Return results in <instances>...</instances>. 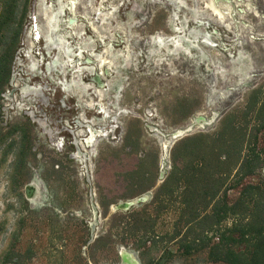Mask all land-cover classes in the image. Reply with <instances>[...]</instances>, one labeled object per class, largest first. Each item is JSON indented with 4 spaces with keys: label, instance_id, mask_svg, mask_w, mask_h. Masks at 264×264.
<instances>
[{
    "label": "rangeland",
    "instance_id": "1",
    "mask_svg": "<svg viewBox=\"0 0 264 264\" xmlns=\"http://www.w3.org/2000/svg\"><path fill=\"white\" fill-rule=\"evenodd\" d=\"M3 4L0 51L21 25L0 93V264H211L170 242L183 201L203 199L181 171L232 187L254 148L242 185L264 181L248 107L264 93V0Z\"/></svg>",
    "mask_w": 264,
    "mask_h": 264
},
{
    "label": "trees",
    "instance_id": "2",
    "mask_svg": "<svg viewBox=\"0 0 264 264\" xmlns=\"http://www.w3.org/2000/svg\"><path fill=\"white\" fill-rule=\"evenodd\" d=\"M25 8L23 10L24 14ZM2 25L6 30L15 23L13 11L6 4L0 12ZM20 21L17 23L13 40L9 47L0 51V93L10 76V65L14 46L18 41ZM248 100V107L254 111V119L259 127L264 126V93H252ZM240 143V142H239ZM239 149L235 150L232 147ZM229 155L239 152L241 145L238 141L232 144ZM264 152V151H263ZM263 154V153H262ZM261 153L251 149L245 161L238 165L233 178L235 186L222 188L223 182L213 178V173H205L203 178L200 170H182L183 182L188 185L185 195H194L196 190L192 184L195 181H205L197 191L203 199L196 203L192 199L183 201L182 228L176 231L170 242L175 243L177 249L184 256L196 254L206 248V259L211 264H264V181L245 183L242 180L252 175L262 162ZM235 157V156H234ZM236 160V157H235ZM235 162L232 164L233 168ZM212 179L213 182H207ZM240 186L238 197L228 202L226 197L230 189ZM95 242V241H94ZM163 252L160 258H164Z\"/></svg>",
    "mask_w": 264,
    "mask_h": 264
},
{
    "label": "water",
    "instance_id": "3",
    "mask_svg": "<svg viewBox=\"0 0 264 264\" xmlns=\"http://www.w3.org/2000/svg\"><path fill=\"white\" fill-rule=\"evenodd\" d=\"M124 205H125V207H127L129 204L128 203H125Z\"/></svg>",
    "mask_w": 264,
    "mask_h": 264
},
{
    "label": "bare ground",
    "instance_id": "4",
    "mask_svg": "<svg viewBox=\"0 0 264 264\" xmlns=\"http://www.w3.org/2000/svg\"><path fill=\"white\" fill-rule=\"evenodd\" d=\"M100 94V93H99Z\"/></svg>",
    "mask_w": 264,
    "mask_h": 264
}]
</instances>
